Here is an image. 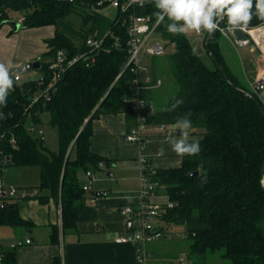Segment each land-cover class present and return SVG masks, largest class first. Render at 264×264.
<instances>
[{"label":"trees","instance_id":"16d2710c","mask_svg":"<svg viewBox=\"0 0 264 264\" xmlns=\"http://www.w3.org/2000/svg\"><path fill=\"white\" fill-rule=\"evenodd\" d=\"M97 1L0 0V28L11 24L10 32L17 33L23 29L55 26L73 14L81 18L83 25L90 23L85 31L88 35L97 21L88 11L104 8L109 3L105 0L99 5ZM156 11L153 5L138 9L135 14L148 13L156 19ZM125 16L116 13L109 27L120 40L119 48L113 47L110 37L105 38V50L94 54L93 64L87 66V60H80L67 69L50 90V99L40 100L26 111L35 93L52 81L49 65L56 53L63 51L67 58H72L83 44L55 28L54 36L46 41L48 50L41 55L37 69L44 85L39 87L36 81L14 84L6 104L0 108L5 113L0 119V134H4L0 152L7 159L5 166L0 164V178L7 166L38 168L40 193L34 200L42 205L54 201L59 206L63 233L75 231L78 223L96 218L94 206L88 203L90 194L82 190V174L89 170L101 171L100 162L106 170L112 168L110 160L90 150L92 122L100 115L123 113L132 126L136 123L124 104L126 97L134 95L133 74L126 70L118 77L128 57V35L122 26ZM166 22L160 23L156 31L167 43V52L152 58L148 65L154 80H162L161 73L168 65L173 79L171 90L161 96L160 90L167 87L162 80L159 87L140 92L155 108L146 121L150 125H175L178 119L188 115L192 121L190 137L199 141L201 151L194 156L178 154V166L153 167L151 181L158 183V189L162 188L163 195L173 204L160 220L167 225L184 227L194 264H204L208 255L216 254L229 264H264V169L261 175L264 117L258 107L260 103L264 110V103L257 90L228 68L218 31L211 36L207 32L204 35L203 45L212 63L209 67L184 33L167 31ZM220 25H228L227 19L221 20ZM45 114L48 124L57 128L55 152L43 146L44 136L41 139L37 135V130H42ZM10 137L15 140L14 145L9 143ZM194 172L198 175L189 177ZM0 226L30 229L33 223L21 218L17 203L8 202L0 210ZM50 229V243H57L60 229L55 225ZM6 260L7 264H15L13 252L7 254ZM53 264H61V259L55 257Z\"/></svg>","mask_w":264,"mask_h":264},{"label":"crops","instance_id":"0c3cea01","mask_svg":"<svg viewBox=\"0 0 264 264\" xmlns=\"http://www.w3.org/2000/svg\"><path fill=\"white\" fill-rule=\"evenodd\" d=\"M88 13L97 18V21L88 35L85 31L89 28L90 23L83 25L81 22L78 32H72L73 39L78 44L82 43L87 36L97 39L104 38L116 18L117 12L108 5L101 9H91ZM61 21L63 20H59L55 26L23 29L17 33L10 32L11 24H4L0 28V63L5 64L9 71L17 73L16 71L21 66L39 60L41 55L48 50L46 41L54 36L55 28L61 31L66 29L65 23L61 24ZM99 22H103V24ZM261 24H264V20L254 15L248 27H258ZM98 25L102 26L100 30ZM220 44L222 56L225 54V62L228 63L226 64L233 73H235L236 65L235 59L230 55L231 52L238 56V62H241L239 65L243 70L245 64L252 69L248 72L244 70L243 73L250 84H252L250 74L254 75L253 79L256 80L261 79L262 75L264 76V70L261 71L263 60L257 50L245 47L236 51L230 44V40L223 36ZM85 49L82 48V50ZM234 57L236 58V56ZM35 76L36 74L31 71L20 79L24 82L29 77L35 79ZM92 123L93 134L90 139V150L112 162L110 171L114 166L132 167L134 170L140 168L138 159L141 152L138 147L124 142L123 135L132 126V122L126 120L125 114L100 115ZM151 163L155 167H175L179 164L175 158L164 160L162 156L152 158ZM98 176L99 174H97L92 189L107 191L108 195L105 198H100L95 204V220L78 223L75 231L62 232L60 228L61 213L59 206L54 201H50L46 205H42L36 200H23L17 203L18 214L22 219L30 220L33 226L30 229L3 227L8 230V236L0 237V246H7L11 241L24 238L31 240L29 245L19 247L13 252L15 264H53L55 257L61 259V264H152L160 259L157 256L159 251L157 248L154 249L153 244L142 246L127 238V234L133 231L131 226H135L131 218L124 214L123 208L128 205L135 207L140 202L137 189L119 188L112 193L111 186L104 185L106 184L104 180L102 181L104 184L99 182ZM110 176L112 174L107 175V177ZM80 182L83 184L84 174H82ZM155 196L154 202L166 200V197L160 193ZM54 225L58 226L60 232L58 242L52 244L50 243L52 233L50 227ZM118 238L126 240L116 242ZM142 253H146L147 256L144 262L140 261L139 255Z\"/></svg>","mask_w":264,"mask_h":264},{"label":"built area","instance_id":"2783aa9c","mask_svg":"<svg viewBox=\"0 0 264 264\" xmlns=\"http://www.w3.org/2000/svg\"><path fill=\"white\" fill-rule=\"evenodd\" d=\"M105 0H98L97 3L102 5ZM108 5L111 6L117 13L121 15H126L122 26H125L128 38L126 40V46L128 47V57L124 61V65L120 70L118 75L121 76L126 70H129L133 74V79L131 81L132 89L134 95L132 97H126L124 99V104H126L127 110L134 116V121L136 122L131 126L126 133L123 135L124 142L134 144L138 147L139 151L145 150L147 145H149L154 138L160 137L167 141L176 134L177 129L174 125H168L164 123H159L156 125H150L146 121L154 112V106L150 100L143 98L140 95L142 90L155 89L159 87L162 83L160 78L154 80L151 75L149 65L145 64L143 61V56H149L150 58L164 56L167 52V43L163 41L157 34V27L159 24L156 23V19H152L148 13L145 15H136L138 9H143L149 6L155 5L154 0H108ZM221 21V20H220ZM218 32L230 40L233 48L236 51L244 49L245 47H251L257 50L262 58H264V24L258 25V27H248L245 30H230L229 25H220ZM116 22H119L117 20ZM236 32L242 35V38L236 36ZM194 34H206V31L202 30L200 33ZM155 36V38H154ZM112 39L113 47L119 48L120 40L113 32L108 30L107 35L102 39H97L93 37H87L84 39L79 53L72 58H67L65 52L58 51L55 58L50 62L49 70L53 72L52 81L50 84L35 93L31 98V102L26 107V111L35 103L40 100L48 101L50 98V90L55 88L56 83L60 80L61 76L65 71L77 64L80 60H87V66L93 64L94 54L105 50L103 45L105 38ZM173 46V45H172ZM82 48H86L82 50ZM109 52V50H106ZM14 80V84L19 85L23 82L20 79L18 73H10ZM37 82L39 87L44 85V79L41 73L37 78L29 77L26 82ZM260 85L258 83L251 84L252 88L257 90V86L263 88L262 78L259 79ZM37 135L43 139V131L37 130ZM4 137V134H0V141ZM9 143L11 145L15 144L13 137H10ZM161 154L158 152L156 157L140 156L139 158V172H140V187H139V199L140 202L135 206L130 205L123 208L125 215L131 218L134 229L132 231L133 241L141 244L142 246L146 244L157 243L160 240L166 239L168 234L164 228L160 216L166 212L167 209H172L173 204L166 200L164 202H154L153 199L156 197L155 194L158 189V183L151 181V174L153 172V167L151 160L152 158L160 157ZM7 163L6 156L1 155L0 152V164L5 166ZM98 167L101 171L106 170L103 162L98 163ZM96 173L89 170L84 173V182L82 190L89 193L88 203L91 206H95L100 198H105L108 195L107 191H95L92 186L96 180ZM40 193L38 188H26L18 187L15 185L6 184L0 178V210L4 209L8 202H21L23 200H34ZM125 238H118L116 242L125 241ZM31 240L29 238H24L23 240H15L9 242L7 246H0V264H7V254L14 252L17 248L23 247L24 245H29ZM140 261L144 262L147 258L146 253L139 255ZM180 264H184V259H179Z\"/></svg>","mask_w":264,"mask_h":264},{"label":"rangeland","instance_id":"374dc122","mask_svg":"<svg viewBox=\"0 0 264 264\" xmlns=\"http://www.w3.org/2000/svg\"><path fill=\"white\" fill-rule=\"evenodd\" d=\"M62 20L63 21H61V24L65 23V28L68 29V30L66 29L62 30V32L73 38L74 35L72 34V32L74 31L78 32L79 25L81 23V18L76 17L75 15L71 14L69 16H65ZM99 23L103 24V22H99ZM97 27L99 30L102 28V26L100 25H98ZM184 34L189 44L195 50V52L198 55H200L202 60H204L205 63L209 67H212L211 60H209L207 53L205 51V47L203 45L204 35L203 34L196 35L194 34V32H188ZM230 55H232V57L235 59V65H236L235 74L241 75L243 79H245L246 84L251 86L245 74L243 73H244V70L248 72V71H251L252 69L249 66H247V64H245V68L243 70L242 66L239 65L241 62L240 63L238 62L239 61V59L237 58L238 56L235 55L233 52H231ZM234 56H236V58ZM260 58L263 60V62L261 61L263 64L261 71H263L264 70V58H262L261 55H260ZM223 59H225V54L223 55ZM151 60L152 58H150L149 56H146V55L143 56V61L145 64L148 63L151 65ZM157 60H159V58ZM31 71H33L36 74L35 78L39 76L38 70H35V71L27 70L25 73L20 74L21 75L20 77L22 78L26 74L31 73ZM10 73L14 74L15 72L10 71ZM161 74H162L161 76H163L162 80L164 84L167 86L166 89L160 90L161 96L163 97L165 96V94L170 92L171 90L170 82L173 79L170 76L168 65H166V71H164ZM250 77H251L252 84L258 83V85H260L259 80L253 79L254 75L250 74ZM257 88H258L257 92L259 94V98L261 99L262 103H264V100L262 98L264 86L263 88H260V86H257ZM40 128L44 132L43 146L46 149H48L50 152L57 151V148H58L57 128L53 127L52 125L50 126L48 124V116L46 114L42 116V123H41ZM179 135H180V130H179V133L174 134V136L169 141L162 139V138H158V137L154 138L153 141L149 145H147L145 150L142 151L140 156L141 157L142 156L156 157L159 152L160 154L162 153L161 154L162 159L170 160L172 158H175V160H177L179 163L180 161L179 155L178 153H175L174 149L171 146L172 139L179 138ZM138 162H139V159H138ZM97 174H99L98 181L102 182L104 180L106 182V184L102 182L104 185H110L111 186L110 190L112 193L115 192L119 188L128 189L130 187L131 190H134V188H136L137 195L139 194V187H140L139 169L134 170V168L132 167L123 168V167L114 166L112 171L103 170V171L97 172L95 175L96 177H97ZM108 174H112V176L107 177ZM1 178L3 182L6 183L7 185L10 184V185H15L18 187H26V188H38L40 186V171L35 166H22V167L7 166L2 169ZM158 193L163 195V189L159 188L156 194ZM163 226L166 229V232L169 238L160 240L157 243H152L154 249L157 248V250L159 251L157 256L160 258V259H157V261H155V263L153 262L152 264H180L179 263L180 258L184 259V264H194V262L192 261L189 255V244L187 240H185L184 227L178 226V225L177 226L167 225L165 223L163 224ZM7 234H8V230L0 226V237L6 238L8 236ZM203 263L204 264H229L227 261L222 260L219 257V254L208 255L203 261Z\"/></svg>","mask_w":264,"mask_h":264},{"label":"clouds","instance_id":"9594fccd","mask_svg":"<svg viewBox=\"0 0 264 264\" xmlns=\"http://www.w3.org/2000/svg\"><path fill=\"white\" fill-rule=\"evenodd\" d=\"M156 23H165L169 33L180 34L206 31L211 36L219 28V21L227 19L230 30H245L256 15L264 20V0H154ZM14 80L9 68L0 63V108L6 104L13 90ZM5 113L0 111V119ZM174 127L180 130L179 138L171 146L181 157L194 156L201 151L198 140H192V121L188 115L177 120ZM162 154V153H161Z\"/></svg>","mask_w":264,"mask_h":264},{"label":"water","instance_id":"95a60500","mask_svg":"<svg viewBox=\"0 0 264 264\" xmlns=\"http://www.w3.org/2000/svg\"><path fill=\"white\" fill-rule=\"evenodd\" d=\"M236 36H237L238 38H242V35H241L240 33H238V32H236ZM213 60H215V59H213ZM39 68H40V62H39V60H35V61L32 62V63H27V64L21 66L20 69L17 70L16 72L20 75V74H22V73H25L27 70H35V69H39ZM219 68H220V70H221V72H222L223 69H222L221 67H219ZM224 76H225V78H227L226 74H224ZM262 81H263V83H264V77L262 78ZM262 98H263V100H264V91H263V93H262ZM256 103H258V102H256ZM258 107H259V109H260L261 115L264 117V110H263V108L260 106V103H258ZM178 133H179V131L177 130V131H176V134H178ZM175 153H176V152H175ZM263 169H264V162H263L262 169H261V175L263 174ZM197 175H198V172H194V173H190V174H189V177H196ZM262 186L264 187V180H262ZM41 188H42V186H41ZM263 223H264V214H263ZM129 225H130V221L127 223V226H128V227H129ZM127 238L130 239V240L133 239L132 232H129V234H127Z\"/></svg>","mask_w":264,"mask_h":264},{"label":"bare ground","instance_id":"6f19581e","mask_svg":"<svg viewBox=\"0 0 264 264\" xmlns=\"http://www.w3.org/2000/svg\"><path fill=\"white\" fill-rule=\"evenodd\" d=\"M264 76L262 75L261 78H263Z\"/></svg>","mask_w":264,"mask_h":264}]
</instances>
